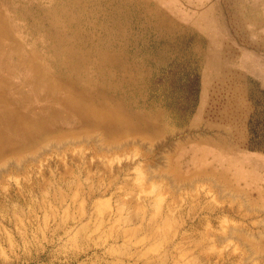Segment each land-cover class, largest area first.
Segmentation results:
<instances>
[{
  "label": "rangeland",
  "instance_id": "rangeland-1",
  "mask_svg": "<svg viewBox=\"0 0 264 264\" xmlns=\"http://www.w3.org/2000/svg\"><path fill=\"white\" fill-rule=\"evenodd\" d=\"M247 1L148 0L180 28L172 31L175 38L165 62L146 63L151 73L147 89L169 116L172 131L150 141H136L134 135H129L127 140L135 141L140 150L133 148L108 160L92 157L87 145L62 148L73 135L48 138L33 151L9 154L5 172L0 169V174L5 173L12 182H50L53 189L46 200L53 202L50 198L56 188L67 197V203L57 207L55 219L44 210L32 211L23 206L18 220L28 219L31 214L34 226L39 228L37 233L30 232L26 245H22L18 226L1 227L0 264H199L193 237H182L204 229L209 253H231L234 259L228 264H264V242L261 246L252 243L240 260L244 243L239 242L236 233H230L233 226L248 225L252 233L262 237L264 229L259 224L264 214L256 211L241 218L221 211L235 204L237 198L248 211L258 203L264 205V0ZM142 49L144 55L148 53L149 48ZM22 89L32 92L28 84ZM45 92L41 86L36 96H31L36 102L42 96L47 101ZM73 122L71 118L63 127ZM88 134L97 141L102 136L98 131ZM145 150L149 155L139 157L138 151ZM148 162L150 165L143 164ZM12 164L17 167L15 172H9ZM170 164H175L177 170ZM66 170L70 174L61 178ZM176 172L184 182L173 175ZM154 174L156 177H152ZM70 175H75L73 184L78 186L72 203L69 199L73 193L61 182L72 180ZM89 186L103 187L100 191L104 193L90 198ZM206 202L211 205V219L202 209ZM81 210L85 214L84 227L78 220ZM134 214L140 220L126 223V218ZM45 216L49 219L43 227ZM200 219L205 222L201 224ZM58 223L62 230L54 232L52 228ZM114 233L121 237L116 239ZM38 250L44 251L40 259ZM72 252L80 256L71 260ZM217 264H222L221 260Z\"/></svg>",
  "mask_w": 264,
  "mask_h": 264
},
{
  "label": "bare ground",
  "instance_id": "bare-ground-1",
  "mask_svg": "<svg viewBox=\"0 0 264 264\" xmlns=\"http://www.w3.org/2000/svg\"><path fill=\"white\" fill-rule=\"evenodd\" d=\"M161 11L148 0H0V169L4 170L9 154L33 151L48 138L73 135L69 142L63 143L62 148L87 145L92 157L99 156L108 160L111 156L126 153L133 148L140 150L135 141L127 140L129 135H134L136 141L138 138L150 141L172 131L169 129V116L151 97L146 83L151 74L147 61L164 63L167 50L175 38L172 37V31L180 30ZM143 46L149 48L145 55L141 52ZM154 49L156 51L153 53ZM17 73L20 81L13 82L12 75ZM23 84H28L32 92L24 91ZM41 86L46 88L45 95L48 99L46 101L41 95V101L36 102L31 95ZM71 118L74 120L73 125L63 127ZM92 131L100 132V141L88 134ZM76 134L86 135L76 137ZM55 146L61 148L60 143H55ZM138 153L139 157L149 155L147 150ZM170 167L177 170L175 164ZM16 168L12 164L8 169L9 172H15ZM3 172L0 174V228L5 229L7 225L18 226L20 242L26 245L30 232L37 233L39 227L34 226L31 214L26 217L28 219L18 220L19 214L23 213V206L32 211L44 210L55 219L57 207L65 205L67 197L54 187L51 203L46 197L53 189L52 183L41 179L12 182L6 179ZM68 174L70 172L66 170L61 178ZM155 175L152 177H156ZM173 175L179 176L181 182L185 181L178 172ZM70 176V182H61L66 190L73 193L69 199L72 203L78 186L73 184L75 175ZM98 183L102 184V181ZM97 187L89 186L90 198L104 193L100 191L103 187ZM195 207L193 205V209ZM254 207L253 211H248L249 208L237 198L235 204L221 211L241 218L257 214L256 211L264 214V205L258 203ZM202 209L208 211V218L211 219L209 202ZM84 215L81 210L78 220L83 222ZM48 219V216L44 217L43 227L47 226ZM130 220L138 222L140 216L134 214L126 218L125 222ZM260 220L259 225L263 230L264 219ZM200 221L201 224L205 222L204 219ZM85 224L83 222L81 227L86 226ZM61 225L58 223L51 228L54 232H59L62 230ZM230 233H236L239 242L244 243L245 251L240 260L250 251L252 243L261 246L264 242V232L262 237L257 236L248 225L233 226ZM183 235L182 238L193 237V243L198 248L196 256L199 264H217L219 260L222 264H228L234 259L231 253L224 256L207 251L206 229ZM114 237L117 239L121 235L116 233ZM169 237L172 238V235ZM43 252L38 250L39 259ZM170 255L173 256L174 253L171 251ZM79 256V252H72L70 258L76 260Z\"/></svg>",
  "mask_w": 264,
  "mask_h": 264
},
{
  "label": "crops",
  "instance_id": "crops-1",
  "mask_svg": "<svg viewBox=\"0 0 264 264\" xmlns=\"http://www.w3.org/2000/svg\"><path fill=\"white\" fill-rule=\"evenodd\" d=\"M11 79H12V81H14V79H16L17 81H15V82H18L20 79L18 73L16 75H12Z\"/></svg>",
  "mask_w": 264,
  "mask_h": 264
}]
</instances>
